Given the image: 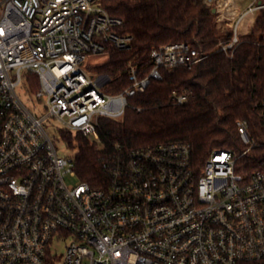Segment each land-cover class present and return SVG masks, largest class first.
<instances>
[{
    "label": "built area",
    "instance_id": "2783aa9c",
    "mask_svg": "<svg viewBox=\"0 0 264 264\" xmlns=\"http://www.w3.org/2000/svg\"><path fill=\"white\" fill-rule=\"evenodd\" d=\"M105 1L0 0V264L264 262V162L249 171L241 161L256 145L247 120L237 122L247 145L239 154L215 149L199 164L187 143H158L104 163L107 178L97 186L79 180L74 154H59L46 118L59 121L62 134L99 141L100 119L122 118L129 98L162 69L207 58L186 42L155 47L148 73L129 61L130 85L105 90L110 77L86 70L88 56L133 43ZM207 2L233 30L221 43L226 53L239 44L246 16L264 9V0ZM23 84L45 104V117L27 107ZM172 99L188 98L174 91Z\"/></svg>",
    "mask_w": 264,
    "mask_h": 264
},
{
    "label": "trees",
    "instance_id": "16d2710c",
    "mask_svg": "<svg viewBox=\"0 0 264 264\" xmlns=\"http://www.w3.org/2000/svg\"><path fill=\"white\" fill-rule=\"evenodd\" d=\"M106 8L123 20L119 30L133 36L130 49L111 50L108 60L94 69L110 81L105 90L119 93L130 85L128 63L153 64V48L186 42L207 54L188 69H162L161 79H151L143 93L129 98L130 106L120 119L103 117L99 141L72 132L63 134L74 150L80 181L94 186L107 178L104 163L119 161L136 149L182 141L202 164L215 149L243 152L237 122L247 120L248 134L256 143L242 158L247 170L264 162V9L258 11L251 31L242 35L234 51L221 50L233 30L221 26L207 0H107ZM39 86L33 76V90ZM187 101L176 104L173 92ZM140 109V110H139ZM246 264H264L246 263Z\"/></svg>",
    "mask_w": 264,
    "mask_h": 264
},
{
    "label": "rangeland",
    "instance_id": "374dc122",
    "mask_svg": "<svg viewBox=\"0 0 264 264\" xmlns=\"http://www.w3.org/2000/svg\"><path fill=\"white\" fill-rule=\"evenodd\" d=\"M251 0H243L242 5L244 6L246 3L250 2ZM109 55L107 54H99V55H89L85 64L84 68L92 74H97L96 70L94 69L96 66L105 63L108 60ZM18 92L21 95L23 101L30 109L38 117H45L47 115V110L45 109V104L40 102L39 100L35 99L31 93V90L26 85H22L18 88ZM47 127L49 134L55 139L59 146V154L61 156H69L70 154L75 155V151L68 145L66 140L63 137V134L60 132V128L62 124L59 121H55L52 118H46L44 121ZM69 182H75L74 178H67Z\"/></svg>",
    "mask_w": 264,
    "mask_h": 264
},
{
    "label": "crops",
    "instance_id": "0c3cea01",
    "mask_svg": "<svg viewBox=\"0 0 264 264\" xmlns=\"http://www.w3.org/2000/svg\"><path fill=\"white\" fill-rule=\"evenodd\" d=\"M241 1V4H242V1L243 0H240ZM258 13V12H257ZM257 13L256 14H254V15H248V16H246V18L243 20V22H242V24H241V26H240V33L242 34V35H245V34H248L250 31H251V29H252V27H253V25H254V22H255V20H256V16H257Z\"/></svg>",
    "mask_w": 264,
    "mask_h": 264
},
{
    "label": "water",
    "instance_id": "95a60500",
    "mask_svg": "<svg viewBox=\"0 0 264 264\" xmlns=\"http://www.w3.org/2000/svg\"><path fill=\"white\" fill-rule=\"evenodd\" d=\"M216 10L215 9H213V12H215Z\"/></svg>",
    "mask_w": 264,
    "mask_h": 264
}]
</instances>
